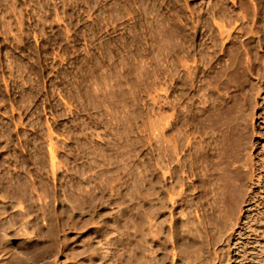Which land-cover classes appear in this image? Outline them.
Wrapping results in <instances>:
<instances>
[{"label": "rangeland", "instance_id": "obj_1", "mask_svg": "<svg viewBox=\"0 0 264 264\" xmlns=\"http://www.w3.org/2000/svg\"><path fill=\"white\" fill-rule=\"evenodd\" d=\"M1 229V264H264V0H0Z\"/></svg>", "mask_w": 264, "mask_h": 264}, {"label": "bare ground", "instance_id": "obj_2", "mask_svg": "<svg viewBox=\"0 0 264 264\" xmlns=\"http://www.w3.org/2000/svg\"><path fill=\"white\" fill-rule=\"evenodd\" d=\"M2 231V229H1ZM0 231V232H1ZM0 237H2V240L4 241V244L7 242L8 244H12L11 243V240L8 238V235L6 233H4L3 231L1 232V235ZM147 240V239H146ZM2 243V242H1ZM7 245V244H6ZM14 246V245H13ZM18 250V251H17ZM16 251L20 254H22V257L25 258V259H28V260H32L31 257H29V255L27 254L26 251H24L23 249H21L20 247H17ZM16 254V253H15ZM143 254V253H142ZM155 254V253H154ZM138 255V254H137ZM132 256V255H131ZM130 256V257H131ZM5 258V257H4ZM22 258V259H23ZM11 259V258H10ZM1 260V259H0ZM27 260V261H28ZM187 261V260H186ZM2 262V261H1ZM24 262V261H23ZM22 263V262H21ZM25 263V262H24ZM142 263V262H141ZM148 263V262H147ZM1 264V263H0Z\"/></svg>", "mask_w": 264, "mask_h": 264}]
</instances>
